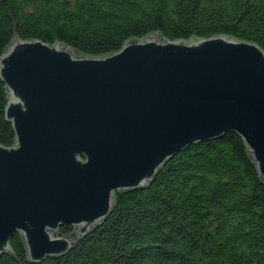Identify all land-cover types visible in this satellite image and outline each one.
<instances>
[{
  "label": "water",
  "instance_id": "obj_1",
  "mask_svg": "<svg viewBox=\"0 0 264 264\" xmlns=\"http://www.w3.org/2000/svg\"><path fill=\"white\" fill-rule=\"evenodd\" d=\"M0 254L19 232L31 262L65 254L111 212L116 192L149 184L189 144L236 132L264 178V50L217 34L127 40L80 53L15 37L0 55ZM73 226L61 235L63 224Z\"/></svg>",
  "mask_w": 264,
  "mask_h": 264
},
{
  "label": "trees",
  "instance_id": "obj_2",
  "mask_svg": "<svg viewBox=\"0 0 264 264\" xmlns=\"http://www.w3.org/2000/svg\"><path fill=\"white\" fill-rule=\"evenodd\" d=\"M217 34L264 50V0H0V55L17 36L102 56L129 39ZM0 78V144L15 134ZM73 226L59 227L61 235ZM0 264H264V178L236 132L189 144L57 257L31 262L19 232Z\"/></svg>",
  "mask_w": 264,
  "mask_h": 264
}]
</instances>
